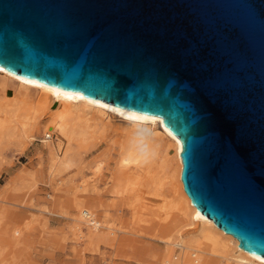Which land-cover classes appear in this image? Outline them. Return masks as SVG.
Segmentation results:
<instances>
[{
    "label": "water",
    "instance_id": "water-1",
    "mask_svg": "<svg viewBox=\"0 0 264 264\" xmlns=\"http://www.w3.org/2000/svg\"><path fill=\"white\" fill-rule=\"evenodd\" d=\"M0 66L160 117L190 204L264 257V0H0Z\"/></svg>",
    "mask_w": 264,
    "mask_h": 264
},
{
    "label": "rangeland",
    "instance_id": "rangeland-1",
    "mask_svg": "<svg viewBox=\"0 0 264 264\" xmlns=\"http://www.w3.org/2000/svg\"><path fill=\"white\" fill-rule=\"evenodd\" d=\"M1 76L0 72V83L4 84L0 86V107H4L2 96H14L16 103L8 107V116L25 118L35 125L19 136L10 132L6 136L7 130L0 126V264H185L192 251L195 255L190 257L198 262H206L208 257L217 264L224 262L218 254L211 256L194 249L208 250L197 234L196 222L186 224L173 210L172 218L162 221L159 204L163 200L153 196L151 190L141 192L142 200L137 199L140 193L129 200L126 196L130 191L116 193L126 184L131 187V169H125L126 178L118 180L122 170L120 145L133 131L129 122L100 113L103 121L96 122L92 119L95 111L88 110L75 119V125L88 134L77 135L67 145L54 125L58 102L50 100L42 113L37 108L44 104L39 91L22 95L16 83ZM3 115L1 111L0 119ZM160 130L158 123L152 127L159 136ZM66 151L71 162L59 165ZM169 156L173 171L176 158L172 149ZM78 200L84 203L75 204ZM90 212L96 218V227L85 217Z\"/></svg>",
    "mask_w": 264,
    "mask_h": 264
},
{
    "label": "bare ground",
    "instance_id": "bare-ground-1",
    "mask_svg": "<svg viewBox=\"0 0 264 264\" xmlns=\"http://www.w3.org/2000/svg\"><path fill=\"white\" fill-rule=\"evenodd\" d=\"M0 72L3 73V76H1L2 79L8 81L9 83L13 82L18 85L19 91L21 92L22 95H27L28 91L31 90L39 91L40 92L39 99L43 100L42 98H44V102H43L44 104L39 105V107L37 108L40 109L42 113L44 109L47 108V104L48 102H50V100L58 102L59 104L58 114L55 116L54 125L56 124L55 129L60 134V138L62 140L68 141L67 145L77 135L79 137H83V134L84 135L88 134L83 132L85 128L82 129L75 125V119L87 113L88 110L95 111L92 115V119L96 120V122L103 121V118L97 113H100L101 115L106 114V115L116 116L119 117L120 119L129 122L131 126H133V131H131V134L128 135L127 139L120 145L121 151L119 152V154L121 155V157L119 164L120 167H122V170L119 172L118 180L120 181V177H122V179L126 178L125 169L127 170L131 169L132 170L130 174L131 176L130 177L128 176L130 179L129 180L130 183L128 184L131 187H127L126 184L123 188L116 189L117 190L116 193L118 192V194H122L124 193V191L125 193L130 191V193L128 194L129 196L126 194L127 195L126 198L129 200L130 196L132 195L133 196L135 195V197L139 193L141 195V192H143L144 189L151 190L153 196L160 197L163 200L162 204L161 205L159 204V211L163 212L162 213L163 216L160 217L162 221L167 222L168 220H170L173 215L172 214L170 216V214L172 213L171 210H173L175 212V216L178 217V219L185 222L186 224L188 225L191 223L195 224L196 222V226L197 225L199 226V228L197 229V234L200 235L203 238V240L207 243L208 250L194 248L195 250L205 252L206 254L210 253V255L218 254L220 258L224 259L225 262V263L223 262L224 264H230L229 262L230 260H233L235 264H264V257L241 248L238 245V241L236 238H234L232 235L223 232L211 220L201 215L196 210V208L190 204V199L186 195L183 189L182 181L180 179V171H181L182 163L179 153L181 151V142L175 135H173L163 125L160 117H157L155 115L143 114L125 108H119L117 106L104 103L97 99H88L85 96H83L81 93L65 92L44 85L42 83H39L34 79L22 77L13 74L11 72H8L1 66H0ZM0 86L1 88H3L4 84L2 83ZM13 97L8 95H4L1 97V105H3L4 107L3 109L0 107V109H2L1 110L2 114L4 112V115H6V117L3 115L4 119L3 118L0 119V126L5 127V129L7 130V132L6 131L4 132L5 135L8 132H10L13 135L15 134L18 135L20 132L26 134L30 132L29 129L31 130V128H33L32 126H34L35 124L33 122L31 123V121L27 122L25 118H23L24 120L17 117L12 119L10 117L11 114L10 116H8V114L11 113V112L8 113V107L10 108L12 106L11 104L15 105L16 103L15 100L14 101L12 100ZM17 100L18 99H16V101ZM11 110L14 111L13 109ZM15 113L16 112H14V114ZM18 117H20V115ZM131 117H137V119H132ZM35 118L36 117L34 115V119ZM156 123L160 124L161 126L160 136L156 134L155 131H152V127H154ZM48 128L53 129V125L49 126ZM8 135L9 133L6 136ZM87 136L85 137L87 138ZM163 137L167 138V140L163 139ZM41 141L45 142L46 140H41ZM45 146L48 147V143L47 144L45 143ZM170 149L173 150L174 156L176 158V167L173 171H171L170 168L171 166L169 165ZM69 153L70 152L66 151L59 158V165L68 164L71 162V157L69 156ZM54 161L55 160H53V162ZM150 192L148 191V194ZM124 196L122 198H124ZM142 196L143 195H141V197H138L137 199L141 198L140 200H142ZM167 196L170 197V199L166 201V199H168ZM137 199L135 201L136 203H138ZM129 202L134 203L131 200L128 201V203ZM83 203H84L83 201L78 200L76 201L75 204L81 205ZM85 215L87 221L90 224H92L94 227L98 226V223L95 221L96 218L95 216H93V212L86 213ZM175 244L178 243L174 242V245ZM179 245H181V243ZM185 246H186L185 250L187 251L186 248H188V245ZM190 255H195L194 251L190 252V254L187 255V262L185 263L184 262L185 260L183 261L185 264H204V263L217 264V262L214 263L215 259L211 257L210 258L208 257L206 262L204 258H203L204 262H201L200 260H199L200 262H198L197 258H191Z\"/></svg>",
    "mask_w": 264,
    "mask_h": 264
},
{
    "label": "snow or ice",
    "instance_id": "snow-or-ice-1",
    "mask_svg": "<svg viewBox=\"0 0 264 264\" xmlns=\"http://www.w3.org/2000/svg\"><path fill=\"white\" fill-rule=\"evenodd\" d=\"M132 119H137V117H131Z\"/></svg>",
    "mask_w": 264,
    "mask_h": 264
},
{
    "label": "built area",
    "instance_id": "built-area-1",
    "mask_svg": "<svg viewBox=\"0 0 264 264\" xmlns=\"http://www.w3.org/2000/svg\"><path fill=\"white\" fill-rule=\"evenodd\" d=\"M47 137H49L50 135L49 134H46Z\"/></svg>",
    "mask_w": 264,
    "mask_h": 264
}]
</instances>
